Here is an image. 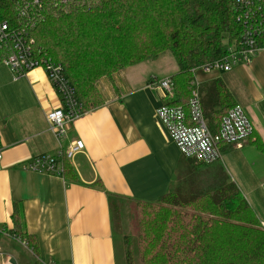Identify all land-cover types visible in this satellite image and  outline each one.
I'll return each instance as SVG.
<instances>
[{"label":"crops","instance_id":"0c3cea01","mask_svg":"<svg viewBox=\"0 0 264 264\" xmlns=\"http://www.w3.org/2000/svg\"><path fill=\"white\" fill-rule=\"evenodd\" d=\"M155 60L101 78L103 103L75 119L60 144L45 118L59 108V100L43 70L14 81L0 63V264H32L27 253L42 264H117L107 193L155 201L170 188L185 158L154 113L164 92L150 84L151 77L174 74L177 65L175 60L153 65ZM219 73L201 82L220 78L253 133L241 147L221 145V155L231 148L242 152L239 167L216 162L264 223V51ZM75 139L84 144L69 160L77 182L23 168L31 158L65 150Z\"/></svg>","mask_w":264,"mask_h":264},{"label":"trees","instance_id":"16d2710c","mask_svg":"<svg viewBox=\"0 0 264 264\" xmlns=\"http://www.w3.org/2000/svg\"><path fill=\"white\" fill-rule=\"evenodd\" d=\"M259 2L264 29V0ZM236 12L233 0H77L44 9L31 36L39 54L62 65L84 112L103 103L101 78L168 50L177 65L169 76L170 103L188 114L196 89L215 133L236 103L220 78L194 85L193 74L239 40ZM0 17L14 18L13 0H0ZM258 43L264 44V32ZM62 177L78 181L67 159ZM107 197L111 222L120 215L116 200L135 204L138 232L131 239L123 235L125 264H264V228L219 162L182 158L174 182L155 201ZM33 264L42 263L35 258Z\"/></svg>","mask_w":264,"mask_h":264},{"label":"built area","instance_id":"2783aa9c","mask_svg":"<svg viewBox=\"0 0 264 264\" xmlns=\"http://www.w3.org/2000/svg\"><path fill=\"white\" fill-rule=\"evenodd\" d=\"M75 1L77 0H50L49 3L47 0H13L14 18L0 17V63L10 70L14 81L35 68L43 70L59 100V108L45 117L59 144L68 126L84 111L64 74L62 65L36 51L31 33L43 18L44 9L46 11L50 6L63 9L68 2ZM233 1L237 8L236 21L242 25V33L236 43L226 46V51L220 58L200 67L205 71H229L238 64L247 63L258 52L264 51V44L258 43L264 32L259 0ZM192 83L198 84L194 76ZM150 84L164 92L163 100L154 113L183 157L202 164H211L220 160L221 145L241 147L251 137L252 123L240 105L235 104L228 109L217 132L213 133L204 117L196 89L192 91L186 114L182 106L170 103L173 98V85L169 77H151ZM83 148V141L75 139L65 150L31 158L23 168L62 177L63 159L72 160ZM1 158L0 145V160ZM260 226L264 228V223L260 222Z\"/></svg>","mask_w":264,"mask_h":264},{"label":"rangeland","instance_id":"374dc122","mask_svg":"<svg viewBox=\"0 0 264 264\" xmlns=\"http://www.w3.org/2000/svg\"><path fill=\"white\" fill-rule=\"evenodd\" d=\"M153 65L163 64V61L170 60L174 62L172 54L165 50L157 58H155ZM175 64V63H174ZM216 69L205 71L202 68H197L194 72V77L197 82H201L204 79L211 77L212 75L220 74ZM224 73V72H223ZM232 162L233 164H238V167L242 163V152L239 149L231 148L230 150L223 152L220 158V161ZM176 178V177H175ZM117 210L120 213L118 220H112V232L114 235V240L116 243V260L117 264H125V255H124V242L123 235L127 234L130 239L135 237L138 232L137 223H136V209L135 204L129 200H119L117 201ZM116 221V222H115ZM27 257L33 264L34 257L32 254L27 253ZM137 260V257H135Z\"/></svg>","mask_w":264,"mask_h":264}]
</instances>
